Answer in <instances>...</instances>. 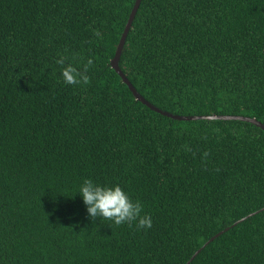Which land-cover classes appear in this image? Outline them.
I'll return each instance as SVG.
<instances>
[{
  "label": "trees",
  "instance_id": "16d2710c",
  "mask_svg": "<svg viewBox=\"0 0 264 264\" xmlns=\"http://www.w3.org/2000/svg\"><path fill=\"white\" fill-rule=\"evenodd\" d=\"M135 3L0 0V264H186L221 231L190 264H264V210L235 224L264 207V129L137 99L111 64ZM119 64L163 110L264 123V0H142ZM84 179L152 227L90 219Z\"/></svg>",
  "mask_w": 264,
  "mask_h": 264
},
{
  "label": "clouds",
  "instance_id": "9594fccd",
  "mask_svg": "<svg viewBox=\"0 0 264 264\" xmlns=\"http://www.w3.org/2000/svg\"><path fill=\"white\" fill-rule=\"evenodd\" d=\"M61 66L60 73L66 85H80L89 82L87 75L93 61L88 59L78 68L72 62H66L61 57L56 61ZM76 193L82 198L90 219L97 217L112 221L116 225L136 222L137 229H150L153 220L150 214L144 212V206L138 199L119 183L100 184L92 179H84Z\"/></svg>",
  "mask_w": 264,
  "mask_h": 264
},
{
  "label": "water",
  "instance_id": "95a60500",
  "mask_svg": "<svg viewBox=\"0 0 264 264\" xmlns=\"http://www.w3.org/2000/svg\"><path fill=\"white\" fill-rule=\"evenodd\" d=\"M142 0H136V3L134 5V8L132 10V13L130 15V18L128 20V23L126 25V28L122 34L120 43L118 45L117 51H116V55L114 56V58L111 61L112 67L120 74V76L123 78L124 82L128 84V86L130 87V89L132 90V92L134 93V95L136 96L137 99L141 100L142 102H144L145 104H147L150 108H152L155 111H158L162 114H165L167 116H171L173 118L179 119V120H198V119H223V120H242V121H247V122H251L256 124L257 126L261 127L264 129V123H262L261 121H259L258 119L254 118V117H249V116H245V115H225V114H212V115H180V114H175L166 110L161 109L160 107L154 105L153 103L149 102L138 90L137 88L133 85V83L130 81V79L127 77V75L123 72V70L120 67V58H121V54L123 51V48L125 46L126 43V39L128 36V33L130 31V28L132 27L133 21L135 19L136 13L141 5ZM264 210V207L260 210H257L247 216H245L244 218H241L240 220H238L237 222H235V224L243 221L245 218L256 214L257 212H260ZM230 227H227L226 230H228ZM221 233H223V231L219 232L218 234H216L215 236H213L212 238H210L206 244L204 246H202L201 248H199L197 250V252L190 258V260L186 263V264H190L191 261L196 257V255L211 241H213L216 237H218Z\"/></svg>",
  "mask_w": 264,
  "mask_h": 264
}]
</instances>
